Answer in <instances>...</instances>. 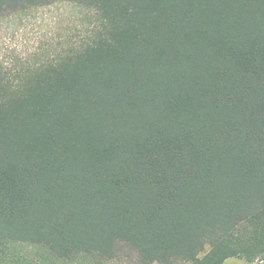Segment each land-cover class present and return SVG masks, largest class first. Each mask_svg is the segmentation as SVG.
Wrapping results in <instances>:
<instances>
[{
    "label": "trees",
    "instance_id": "obj_1",
    "mask_svg": "<svg viewBox=\"0 0 264 264\" xmlns=\"http://www.w3.org/2000/svg\"><path fill=\"white\" fill-rule=\"evenodd\" d=\"M58 2L87 33L0 67V264L264 259V0Z\"/></svg>",
    "mask_w": 264,
    "mask_h": 264
},
{
    "label": "rangeland",
    "instance_id": "obj_2",
    "mask_svg": "<svg viewBox=\"0 0 264 264\" xmlns=\"http://www.w3.org/2000/svg\"><path fill=\"white\" fill-rule=\"evenodd\" d=\"M91 12L74 3L58 2L0 13V67L20 71L55 55L68 40L87 33ZM135 252L126 250L119 264H130ZM223 264H264L248 262L242 254H231Z\"/></svg>",
    "mask_w": 264,
    "mask_h": 264
}]
</instances>
